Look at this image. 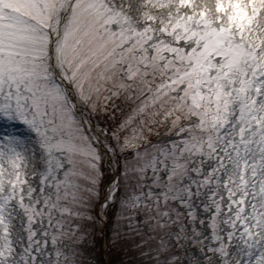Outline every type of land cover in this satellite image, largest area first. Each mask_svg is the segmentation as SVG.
<instances>
[{"label":"snow or ice","instance_id":"snow-or-ice-1","mask_svg":"<svg viewBox=\"0 0 264 264\" xmlns=\"http://www.w3.org/2000/svg\"><path fill=\"white\" fill-rule=\"evenodd\" d=\"M0 121V264H264V0H0Z\"/></svg>","mask_w":264,"mask_h":264},{"label":"rangeland","instance_id":"rangeland-1","mask_svg":"<svg viewBox=\"0 0 264 264\" xmlns=\"http://www.w3.org/2000/svg\"><path fill=\"white\" fill-rule=\"evenodd\" d=\"M120 103V107L121 109L123 110V112L125 114L128 113L129 111V108H128V105L123 103V102H119ZM120 113H121V110L120 109H117L116 110V116H115V119H113V122L111 121L112 124H115V120H117L119 117H120ZM110 115V113H109ZM101 119L103 120V114H101ZM107 123V122H106ZM13 127H19V130L21 132L24 133V128L22 125L20 124H15L13 125ZM155 137V136H154ZM167 141V137H161L159 138V141H157V138L155 137V141L154 142H159V143H165ZM142 146V145H141ZM114 212H116V210H113ZM142 216H143V213H142ZM116 221V224H117V218L115 219ZM15 223H18V221H14V224ZM69 223H71V221H69ZM115 226V223L113 225V227ZM127 224H126V220L124 218H121V223L120 224H117V226L114 227V229L112 230V235L113 237H115V232L116 230H119L121 233H124L127 228H126ZM137 227L139 228V232H137L136 234H132L131 232H129V235H126L124 237L123 240L121 241H118L120 244H119V248H129L131 247L132 251L134 254H136L135 252L137 251L136 249V245L134 242H141L142 246L145 247V249L147 250V242L144 238V241H141V237L143 236L142 234H150L152 235V233L150 231H147L144 229V225H143V221L139 223V225H137ZM110 228V227H108ZM109 230V229H108ZM89 231H91V228L89 229ZM103 234L105 235L104 231H103ZM26 235V234H25ZM100 235H101V232L99 231V228H97L96 230V233H95V240H96V243H95V252L94 254L101 260V257H105V262H107L109 260L108 258V246L107 244L105 243L104 244V250L105 252L100 254ZM153 236V235H152ZM155 237V240L157 241V243H159V236H154ZM121 242H124V243H121ZM91 243V241H90ZM120 245H123L122 247Z\"/></svg>","mask_w":264,"mask_h":264},{"label":"trees","instance_id":"trees-1","mask_svg":"<svg viewBox=\"0 0 264 264\" xmlns=\"http://www.w3.org/2000/svg\"><path fill=\"white\" fill-rule=\"evenodd\" d=\"M120 119H122L121 113H120V117L115 120V123L117 121H119ZM113 122V120H112ZM151 176V173H149V177ZM116 212L113 211V214H111V220L108 221L107 227H106V231H107V237L109 238V244H110V250H109V260L111 259L113 261V264H119V261L121 260H125V261H130V260H134L137 258V251L135 252L136 254H134L133 252H131V256L126 255V253L129 252V248H119V242L116 241L117 246H113V242L115 240V237H113L112 235V230L114 229L115 226H117L115 219L117 218V215L115 214ZM139 218L140 221H143V216L142 213L139 214ZM115 223V226L113 227ZM110 227V228H108ZM127 228V226H126ZM109 229V230H108ZM129 235V233L127 234ZM143 237L145 238V240L147 242H152V243H157V241L155 240V237L150 235V234H142ZM103 242H104V238L102 236V234L100 235V254L103 253ZM124 243V242H121ZM132 251V249H131ZM101 261L105 262L104 258L101 257Z\"/></svg>","mask_w":264,"mask_h":264},{"label":"bare ground","instance_id":"bare-ground-1","mask_svg":"<svg viewBox=\"0 0 264 264\" xmlns=\"http://www.w3.org/2000/svg\"><path fill=\"white\" fill-rule=\"evenodd\" d=\"M13 126L7 125L4 122L0 121V135L7 134V131L11 130ZM17 134H25L19 130V127H15Z\"/></svg>","mask_w":264,"mask_h":264}]
</instances>
